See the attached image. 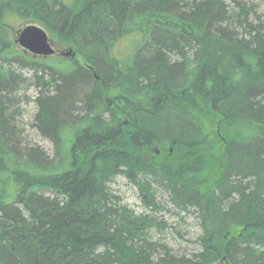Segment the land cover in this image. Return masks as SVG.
I'll return each instance as SVG.
<instances>
[{"label":"trees","instance_id":"obj_1","mask_svg":"<svg viewBox=\"0 0 264 264\" xmlns=\"http://www.w3.org/2000/svg\"><path fill=\"white\" fill-rule=\"evenodd\" d=\"M227 2L0 0V264H264V138L243 144L222 133L242 118L264 125V30L240 33ZM11 17L41 24L88 68L60 58L65 69L51 72L18 52ZM17 59L35 71V124L57 160L15 139ZM207 121L222 142L217 165ZM147 148L168 151L175 172L143 161ZM119 175L153 211L155 183L180 211L194 209L200 251L160 250L149 235L163 222L119 203L109 187ZM229 225L240 229L228 239Z\"/></svg>","mask_w":264,"mask_h":264},{"label":"rangeland","instance_id":"obj_2","mask_svg":"<svg viewBox=\"0 0 264 264\" xmlns=\"http://www.w3.org/2000/svg\"><path fill=\"white\" fill-rule=\"evenodd\" d=\"M63 2L70 5L72 3L77 4L82 0H62ZM76 2V3H75ZM229 6V14L238 20L236 26L240 33L243 34H256L258 30H264V0H235V2H227ZM238 17V18H237ZM241 23V24H240ZM249 28H248V25ZM28 25H36L43 28L47 34L48 30L41 24L33 21L26 20L20 21L15 17H11L8 21V31H9V40L12 45L16 47L18 52L23 53L25 56L31 57L34 60H46L47 65L49 66L50 71L55 69L57 71H63L65 69V64L59 61L61 58L59 56L60 52H68L73 50L76 52V48L73 46H63L56 41H53L51 36H49L52 43L53 49L56 51L54 56L42 57L34 56L27 51H24L16 43L18 38V32L24 29ZM253 28L252 31L249 29ZM63 59V58H61ZM17 59L13 64L14 71L20 76L18 78L19 85L16 87V91L11 96V102L8 106V112L13 115V126L15 130V139L19 143L22 149L26 148H36L43 151L49 159H58L56 155V149L54 143L44 137L36 126V115L38 114L39 108L37 106L36 100L40 96L41 88L36 86V79L33 69L27 67H21V62L24 61ZM68 61H76L81 66L87 67L86 62L77 54L74 59H67ZM23 68V69H22ZM45 71V72H44ZM40 70L38 76H41L43 73V80L47 81L51 79V72L49 70ZM51 90V88L49 89ZM103 102L107 108L118 115L119 120L124 122V130L126 135H131L134 132V129L130 127L125 121L126 119L116 112L115 107H112V99L109 95L103 97ZM80 107V106H79ZM214 113L211 115L213 116ZM209 119V118H206ZM211 120V119H209ZM208 131V152L210 153L212 159L216 161L219 160V153L222 154V145L221 141L215 136L216 131H218L214 126H212L211 121H207ZM223 135L226 139L235 141L238 143H251L259 138H264V125L255 123L249 119H237L230 123H227L223 126ZM73 133H68L65 137V142L63 148L66 149L70 147L72 141L74 140ZM128 136H125L127 139ZM168 151L162 150L159 148L158 154H155V150L147 148L145 150V156H141L142 160L148 162L149 164L160 165L164 161L170 166V169L174 171L172 161L169 162ZM171 157V156H170ZM170 160H173L170 158ZM176 163V162H174ZM212 166L214 172L215 167ZM175 172V171H174ZM114 196L120 199L119 203L121 205L128 206L136 214L141 215H152L159 222H163L164 228H155L150 232V238L157 242L160 246V250L168 249L175 256L186 258H191L196 253L200 251V245L198 243L199 237L202 235V228L200 225V220L194 209H189L188 211H180L178 208L173 206L170 203L168 194L156 183L152 186L155 193V202L158 205V209L153 211L152 209L145 206L142 201L141 194L138 188L133 184L129 179L123 175L116 176L113 178V181L109 185ZM240 227L235 225H229L227 236L228 239L236 235L239 232ZM215 264H226L224 261L218 262Z\"/></svg>","mask_w":264,"mask_h":264},{"label":"water","instance_id":"obj_3","mask_svg":"<svg viewBox=\"0 0 264 264\" xmlns=\"http://www.w3.org/2000/svg\"><path fill=\"white\" fill-rule=\"evenodd\" d=\"M17 36L16 43L20 48L34 56L49 57L56 54L49 35L41 27L28 25L19 31ZM59 56L65 59H74L76 53L73 50H69L68 52H60Z\"/></svg>","mask_w":264,"mask_h":264},{"label":"flooded vegetation","instance_id":"obj_4","mask_svg":"<svg viewBox=\"0 0 264 264\" xmlns=\"http://www.w3.org/2000/svg\"><path fill=\"white\" fill-rule=\"evenodd\" d=\"M158 152H159V148L156 149L155 154H158Z\"/></svg>","mask_w":264,"mask_h":264}]
</instances>
